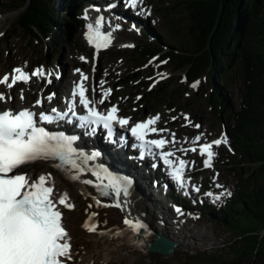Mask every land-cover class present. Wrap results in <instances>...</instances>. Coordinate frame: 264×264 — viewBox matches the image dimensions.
Returning a JSON list of instances; mask_svg holds the SVG:
<instances>
[{"label": "rangeland", "instance_id": "obj_1", "mask_svg": "<svg viewBox=\"0 0 264 264\" xmlns=\"http://www.w3.org/2000/svg\"><path fill=\"white\" fill-rule=\"evenodd\" d=\"M5 1L0 0V109L12 103L31 105L40 97L46 99L48 107L57 101L64 102L69 84L79 77L87 79L91 102H98L101 95L107 94L105 105L118 104L133 120L158 115L163 135L175 142L177 157L189 160L187 174L192 194L176 191L171 202L170 195H157V180L142 184L147 193L155 189L154 204L159 214L152 208L151 213L159 219V227L166 228L177 241L185 238L190 245L168 255L167 261L155 264H264V253L258 257L253 252L238 251L240 230H229L208 215L215 206L222 208L229 204L237 182L231 165H216L217 159H222L218 156L231 147V142L227 132L229 120L225 115L221 118L209 102L210 76L189 86L183 80L184 72L175 70L172 61L159 59L139 66L143 59L138 57L134 46L147 40L142 39L140 29L149 28L148 34L164 42L165 47L180 44L179 28L185 26L186 15L170 14L174 8L181 10L179 0H121L117 5L119 15H111L103 24L97 23V14L105 10L91 11L94 0H75L65 9L56 0L55 10H66L78 21L72 37L65 43H61V38L44 40L30 35L17 24L21 9L7 11ZM9 77L15 79L14 87L9 84ZM227 91L237 108L244 92L242 81L237 80ZM201 143L209 147L203 151ZM121 164L136 167L135 161ZM69 195L75 202L67 211V226L77 247L78 239L83 238L80 228L89 213H84L86 201H79L74 191ZM175 198L182 199L183 204H177ZM94 247L89 249L99 252ZM122 254L123 264L151 261L132 248Z\"/></svg>", "mask_w": 264, "mask_h": 264}, {"label": "trees", "instance_id": "obj_2", "mask_svg": "<svg viewBox=\"0 0 264 264\" xmlns=\"http://www.w3.org/2000/svg\"><path fill=\"white\" fill-rule=\"evenodd\" d=\"M59 1L62 9L75 2ZM5 3L7 11L21 9L17 24L36 39L61 38L65 43L78 22L66 10H55L56 0ZM178 4L182 11L174 8L170 14L186 15L185 26L179 28L180 44L165 47L157 37H147V31V40L136 44L135 51L143 59L141 65L172 61L189 86L210 76L209 102L229 120L232 146L216 165H231L237 182L229 204L208 215L229 230H240V253L260 257L264 253V0H179ZM239 79L244 92L236 108L227 89Z\"/></svg>", "mask_w": 264, "mask_h": 264}, {"label": "bare ground", "instance_id": "obj_3", "mask_svg": "<svg viewBox=\"0 0 264 264\" xmlns=\"http://www.w3.org/2000/svg\"><path fill=\"white\" fill-rule=\"evenodd\" d=\"M120 1L121 0H94L93 4L91 3V11L99 12L105 10V13L97 14V23L103 24L108 18L112 17L111 15H119L117 5H119ZM109 10L110 16L107 15ZM120 10H122V8ZM15 83V79L13 77H9V84L14 87ZM87 99L88 97H86L84 101L87 102ZM8 106H5L0 110L8 108ZM11 106L15 107L17 106V103H12ZM185 142H187V140ZM173 143L175 142L173 141ZM75 147L79 149V155L81 156L83 152L82 147L78 144H76ZM81 158L87 162L92 160L88 157ZM105 158H107V156ZM100 161L104 162L103 159ZM106 168L107 169L102 168L100 172L92 171L91 169L86 173H82L73 168L59 170L58 167L51 161L39 160L31 163L27 169L30 177L44 178L48 193L55 198L60 207L66 209V225L68 217L67 211L69 210L67 206H71L72 208L73 203L75 202L71 195H69L71 191H74L76 197L79 198V201H86L84 213H89L88 216H91V225L89 227L84 225L81 226L80 231L83 238L78 239L79 245L77 243V247H74L75 244L72 240V252L71 255L64 258L65 263L123 264L124 255L122 252L130 248H132L137 254H145L148 256L151 259L149 264L163 263L167 261L169 259L167 254L147 251L140 246L137 240L138 232H140L144 227H153L158 232L165 234L168 238L177 241V239L173 237V234L169 233L166 228L159 227V219L157 220V216H154L151 213V208L157 213V209L153 201L154 199L150 194L144 192L141 187L142 184L144 186V181H146L147 178L141 179L142 183L140 181L139 184L134 185V189V187L130 185L132 180L124 173H132V169L128 167L126 168L119 163H107ZM104 177L111 178L113 182H118L119 184L127 185L128 187L133 188L134 190L132 189V191L134 193L127 192L126 194H128V199L124 193H121L120 197L116 200H110L99 196L95 192L94 183L96 180ZM190 181V179L185 178L183 182L189 191H191ZM68 195L70 197H68ZM124 208H127L130 211L131 216H128L125 213ZM158 214L159 213H157V215ZM69 235L71 236L70 233ZM87 238H90L91 241H88ZM117 241L119 242L117 243ZM178 241L175 253L182 251L185 247H190L185 238H180ZM126 244L129 245L130 248H127ZM93 246H95L94 248H98L99 252L89 249Z\"/></svg>", "mask_w": 264, "mask_h": 264}, {"label": "water", "instance_id": "obj_4", "mask_svg": "<svg viewBox=\"0 0 264 264\" xmlns=\"http://www.w3.org/2000/svg\"><path fill=\"white\" fill-rule=\"evenodd\" d=\"M137 237L139 243L145 250L156 253L173 255L175 254V248L178 245L177 241L168 238L162 232L147 227H144L138 232Z\"/></svg>", "mask_w": 264, "mask_h": 264}]
</instances>
